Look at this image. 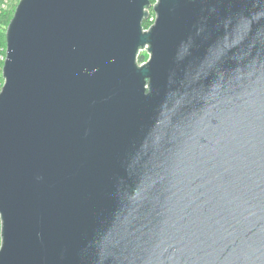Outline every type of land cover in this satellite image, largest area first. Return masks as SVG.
<instances>
[{
    "label": "water",
    "instance_id": "water-1",
    "mask_svg": "<svg viewBox=\"0 0 264 264\" xmlns=\"http://www.w3.org/2000/svg\"><path fill=\"white\" fill-rule=\"evenodd\" d=\"M149 7L19 0L0 264H264V0Z\"/></svg>",
    "mask_w": 264,
    "mask_h": 264
},
{
    "label": "trees",
    "instance_id": "trees-1",
    "mask_svg": "<svg viewBox=\"0 0 264 264\" xmlns=\"http://www.w3.org/2000/svg\"><path fill=\"white\" fill-rule=\"evenodd\" d=\"M153 1L154 0H149L150 4L153 3ZM18 2L19 0H0V56L5 54L6 29L10 20L12 19L14 10ZM13 3L15 5L14 8L12 7ZM141 25L146 27L147 22L143 21ZM0 230H1V225H0Z\"/></svg>",
    "mask_w": 264,
    "mask_h": 264
},
{
    "label": "built area",
    "instance_id": "built-area-1",
    "mask_svg": "<svg viewBox=\"0 0 264 264\" xmlns=\"http://www.w3.org/2000/svg\"><path fill=\"white\" fill-rule=\"evenodd\" d=\"M158 0H154L153 3L150 4V7L147 9L148 17L145 20L147 22L146 27L142 26V31L147 32L150 27L154 24L156 15L153 12L154 7L157 5ZM5 5V3H4ZM150 58V53L148 49V45H145L144 47L140 48L136 55V63L138 66L143 65L146 63ZM5 61V54L0 56V91L4 85V78L2 76V68Z\"/></svg>",
    "mask_w": 264,
    "mask_h": 264
},
{
    "label": "rangeland",
    "instance_id": "rangeland-1",
    "mask_svg": "<svg viewBox=\"0 0 264 264\" xmlns=\"http://www.w3.org/2000/svg\"><path fill=\"white\" fill-rule=\"evenodd\" d=\"M14 6H15V5H14V3H13V4H12V7L14 8ZM0 225H1V224H0ZM0 244H1V239H0Z\"/></svg>",
    "mask_w": 264,
    "mask_h": 264
}]
</instances>
